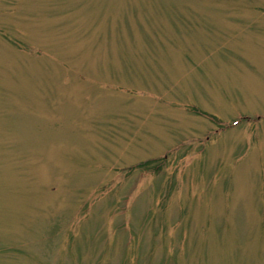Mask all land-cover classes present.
Masks as SVG:
<instances>
[{
  "label": "rangeland",
  "instance_id": "rangeland-1",
  "mask_svg": "<svg viewBox=\"0 0 264 264\" xmlns=\"http://www.w3.org/2000/svg\"><path fill=\"white\" fill-rule=\"evenodd\" d=\"M0 264H264V0H0Z\"/></svg>",
  "mask_w": 264,
  "mask_h": 264
}]
</instances>
